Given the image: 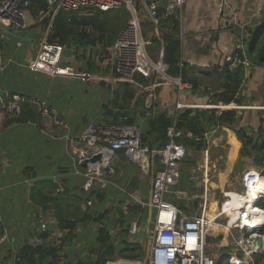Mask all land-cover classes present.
<instances>
[{"label":"crops","instance_id":"0c3cea01","mask_svg":"<svg viewBox=\"0 0 264 264\" xmlns=\"http://www.w3.org/2000/svg\"><path fill=\"white\" fill-rule=\"evenodd\" d=\"M30 14L31 12H29V25L26 31L10 33L4 40L2 45L4 67L0 71V86L15 95H37L46 99L67 123L70 141L50 139L42 132L40 121L16 122L13 120L16 116L5 112L0 106V233L6 235V240L0 247V264H19L16 256L26 243L30 244L31 231H34L33 238H42L44 237L42 233H48L44 238L50 239L54 248L57 246L55 254L47 256L36 264H91L98 257V253H95L98 247L97 230L104 226L112 227L110 225L112 219L119 226L120 220L117 221V218L126 216L130 208L137 207L138 210L129 224L128 234L124 238L143 246L145 252L151 238L145 239L147 235L144 231L146 229L151 234L155 214L154 209L147 205V199L155 172L161 167L158 157L152 158L149 170L144 172L130 161L123 151H117L109 162L108 183L104 187L95 186L91 190L83 188L85 169L84 166L77 164V160L86 147L79 143L77 138L89 122L109 123L107 120L110 114L105 113L104 106H107L112 99L120 103L124 95L123 89L116 91V94L110 93L113 91L107 84H101L103 81L96 78L97 75L92 67L82 68V64L74 63L71 66L88 76L87 79H83L85 81L76 78L50 77L31 70L28 64L35 57L43 34L38 33L34 48L25 46L23 33H29L37 28L35 24L37 20L35 21ZM39 19L40 17L38 22ZM177 22V32H171L169 26H166L165 30L179 44L181 75L192 84V89L178 93L174 84L178 74L169 75L167 72L165 75H157L156 82L149 80V84L152 85L153 102L156 104L157 112L163 113L169 120L176 101L193 106L186 109H190V116L198 120L197 129L199 132L200 127L202 129V143L200 149L198 147L195 149L194 145V149L187 146L191 152L182 162L181 186L172 187L166 195V200L176 205L182 214L189 216L203 212L209 216L205 211L207 198L193 196L192 193L193 189L199 191L200 183H204L205 186L208 182V166L214 162L210 158V152L226 149L224 158L221 157L219 164L224 168V172H227L224 175H227L239 161L238 156L242 147L235 132L236 127L218 124L212 117L214 111L217 115L221 111L235 109L240 119L237 127L245 129L249 135L253 130L255 114L258 115V111L264 110V97L255 98L252 95L264 83V66L255 65L256 67H243L240 70L242 81L240 89L243 92L240 104L235 100L224 103L220 95L226 83L224 71L228 69L235 72L238 50L248 49L243 45L245 37H254L255 30L257 33L264 31V0H186L181 14L177 16ZM47 26H51L50 21ZM157 36L158 34H154L153 38ZM237 43H241L243 49L237 48ZM105 46L107 45L103 43L99 46L95 45L97 50H104ZM71 52L72 50L65 51L67 63L73 58ZM142 79L138 77L134 82V79L128 81L115 77L116 82H130V88H136L135 85L138 83L139 88L142 87L144 92L145 83L141 81ZM139 88L136 90L138 91ZM143 92H140L138 98L144 102ZM125 99L131 102L127 97ZM109 109L112 110V106H109ZM133 110L137 117L135 124L138 125L141 122L139 117L141 112L146 117L150 115L139 107H134ZM189 127L185 126L179 130L185 136L184 140L180 138L179 143L185 146L192 145L194 140H200V136L192 135ZM233 151L234 154L231 153ZM191 162L194 165H191ZM249 172H253L256 179L261 177L263 180L261 185L254 182L255 188L257 190L263 188L264 177L260 176L257 170H249ZM145 178H148L149 182H145ZM227 193L222 203L228 198ZM45 196L56 197V200L43 201ZM244 196L247 214L257 217L254 228H261L264 224V215L251 212ZM249 196L254 198L255 192ZM114 199L117 200V209L109 210V204ZM190 199L194 201L196 210L188 214L186 205ZM89 200L91 204L87 203ZM50 204L53 206L52 220L42 215L49 211ZM260 211L264 213V210L260 209ZM74 213L82 216L89 214L90 217L79 222L64 217V214L68 216ZM225 213L226 209L221 206L218 214L211 217L214 221L205 233L206 255L213 257L216 262L227 259L230 264H255L253 257L264 251V235L261 234V246L245 243L243 232L247 230L234 227L231 216ZM224 214L227 218L225 224L216 220ZM97 215L101 218L92 225L90 222ZM42 216L48 219V231L45 232L38 229L39 221H44ZM66 221H75L76 224L71 231L65 225ZM252 222L251 220L249 227L253 226ZM77 226L80 230H87L91 236L88 244L80 241L81 235H77V239H74L78 245L65 239L67 233L71 236L75 234ZM133 228L134 231L131 232ZM111 231L110 229V233ZM111 237L113 238L112 235ZM46 241L42 240L41 244L46 246L49 244ZM57 241L60 244L56 245ZM93 252L95 254H92ZM261 259L264 261V255ZM118 260L110 262L129 264L125 262L127 259H121L124 260L122 263Z\"/></svg>","mask_w":264,"mask_h":264},{"label":"built area","instance_id":"2783aa9c","mask_svg":"<svg viewBox=\"0 0 264 264\" xmlns=\"http://www.w3.org/2000/svg\"><path fill=\"white\" fill-rule=\"evenodd\" d=\"M186 0H46L47 8L40 11L46 15L50 23L60 11L65 13H93L125 10L129 19L117 33L115 40L104 47V53L111 61V67L124 79H132L137 75L140 78H151L153 75H165L167 65L163 61H152L147 49L152 46V37L142 32L143 25H150L155 34L162 30L164 21L177 18ZM29 0H0V71L4 67L2 45L7 35L25 29L28 25ZM230 25V23H228ZM237 48H242L237 43ZM243 49V48H242ZM65 45L49 43L45 38L39 43L35 57L28 67L50 77L87 79L88 76L78 72L69 65L65 57ZM240 53L236 56L239 60ZM181 66V63H179ZM256 67L245 58L243 67ZM81 74V75H79ZM85 76V77H84ZM176 91L181 93L191 90L192 84L178 74L175 79ZM144 92L145 104L153 101L152 85L148 84ZM28 104L41 119L40 127L46 137L70 141L69 127L59 111L52 107L48 101L37 95H15L0 86V106L5 112L17 116L20 106ZM192 105L176 101L172 108L170 124L166 128L167 142L160 148L143 147L140 142V130L135 124L89 122L78 136V142L86 147L80 153L77 164L81 165L84 159L100 154L95 162L88 161L84 166L85 181L83 188L91 190L93 187H104L107 183V174L104 166L117 151H123L130 161L147 172L152 158L157 156L159 165L152 180L151 192L147 205L154 209L153 234L147 248L145 264H216L213 257L205 253V233L214 221L203 212L195 215H185L178 207L166 200L170 189L176 186L180 177V162L187 154L185 145L176 141L180 135L177 130V120L180 113L191 108ZM255 174L246 172L243 175L244 193L248 194L255 187ZM175 193H179L175 191ZM263 198V194L257 199ZM91 204V201H87ZM249 205V204H248ZM247 209L242 208L237 216L232 218L233 226L240 230H247L250 235L244 239L251 245V232L253 227L243 228L242 223L247 221ZM255 225V222H254ZM38 229L48 231L47 222L39 221ZM134 228L131 229V232ZM5 233H0V247L6 240ZM16 260L19 257L16 256ZM106 264H114L107 261Z\"/></svg>","mask_w":264,"mask_h":264},{"label":"trees","instance_id":"16d2710c","mask_svg":"<svg viewBox=\"0 0 264 264\" xmlns=\"http://www.w3.org/2000/svg\"><path fill=\"white\" fill-rule=\"evenodd\" d=\"M30 6L29 10L32 12V14H37L40 11H44L47 8L46 0H29ZM98 13V12H97ZM100 13V12H99ZM69 14L71 13H65V12H58L54 19L51 22V26L48 31L47 35V41L49 43H57L61 45H67L70 46L72 44L85 46L87 44L94 45L98 40H101L103 42L104 36L101 35L99 37H94L90 34V32L74 29L71 25V22L68 21ZM122 16L119 21H121V24L124 23L125 19L127 18L128 14L125 10H122ZM48 18H45L43 20V30L48 25ZM120 24V25H121ZM164 28L162 30L158 31L157 38H152V49H149L150 53H153L154 51H157L159 54V58L161 61H163L168 67H167V73L169 75H177L182 74L181 67H179V52L180 47L176 40H173L171 35L169 33H166L165 27L169 26L171 32H177L178 31V22L177 18L170 19L168 21H164L163 25ZM114 28V27H113ZM111 38L110 40H113L116 30L111 29L110 31ZM112 43V41L110 42ZM108 41L104 44L108 45L110 44ZM157 49V50H155ZM248 60L256 65V66H264V31L257 33L255 37L254 43L251 45L250 50L247 51L246 54ZM225 79L226 83L224 84V87L222 91L220 92V95L222 97V100H224V103H229L230 101H237V104H240L242 96H240V87L242 84L241 76L239 72L237 75H235L234 71H229L226 69L225 71ZM116 77H120L117 75ZM121 78V77H120ZM149 80L152 82L157 81V76L153 75L151 78H143L141 81L144 84L145 90L147 89V86H149ZM125 87L122 90L124 95H122L121 102H114L115 99H112L110 103H108L105 107V113L110 114V118L107 120L109 123H125V124H135V121L137 119L135 112L133 110L134 107H139L142 109V111L149 112V117H146V122H144V125L142 124L140 127V142L143 147L148 148H160L165 145L167 142V136H166V128L170 124L169 118H167L163 113L157 112L156 110V104L152 101L149 105L145 104L142 99L138 98L140 95V92H143V88H139L138 91L134 90L132 88H129V83L126 81L121 82ZM141 95H143L141 93ZM115 97V96H114ZM117 97V96H116ZM125 97H127L128 100H131L129 103ZM109 106H112V110L109 109ZM127 110V114L124 113V111ZM214 111V110H213ZM264 112V110L258 111L259 116H255V119H253V125H255L257 128L255 129L256 136L253 137L251 134H247L245 129L241 127H237L239 124V118L237 116V111L235 109L231 110H224L221 111L220 114L215 115L216 111H214L212 117L215 118L216 122L220 125L230 126V127H236L235 132L238 137V139L242 143V147L239 153V157H249L252 159L254 164L260 168H262V172L259 174L260 176L264 177V116L261 115ZM191 110L185 109L183 112L179 115L177 120V130H182L185 126H190V130L192 132V135L200 136V140H194L193 144H186V148L191 147L193 148V145L196 149V147H200V143H202V129L200 127V132L197 129L198 126V120L195 118H192L190 116ZM262 116V117H261ZM37 113L35 110L29 106L28 104H23L20 106L19 114L16 116L15 119H13L16 122H28L36 120ZM259 119V121H258ZM254 126V127H255ZM155 136V138H153ZM184 135L180 133V135L176 138V141L181 142L180 138H183ZM190 143V142H189ZM235 145V144H234ZM236 147V146H234ZM200 149V148H199ZM188 150V149H187ZM234 154V151L231 152ZM185 158V157H184ZM183 158V159H184ZM155 159V158H154ZM249 170H257V173H259V170L256 167H249ZM245 172V173H246ZM46 183V181H44ZM181 186V174L179 177V180L176 184V187L180 188ZM55 201L56 197H44L43 201ZM258 208H257V207ZM264 210V199L259 198L255 205L252 206L251 212H256L258 214L264 215L263 211H260V209ZM137 208H130L128 211V214L126 216H119L117 218V221L120 220L119 226V235L116 237V240L118 241L117 244H114L112 241L111 233H110V227L107 228L106 226L99 228L97 230L98 236H97V243L99 247L98 257L96 261H94L91 264H106L107 261H112L116 256H119V258L124 259H135L137 258V250L141 249L140 253L142 252V248L139 244L133 243L130 241H127L126 238H124L129 231V224L131 222V219H133L134 214L136 213ZM135 211V212H134ZM143 211V210H142ZM89 214H83V220L89 218ZM101 218L100 215H97L93 217V220H99ZM64 220V219H62ZM60 223V220H59ZM75 221H66L65 225H67L68 228H70L69 231L72 230V228L75 225ZM44 232V231H43ZM260 234L264 235V228L260 231ZM42 236L47 237L48 233H42ZM55 248L52 247H44L42 244L37 245H31V244H25L18 253V263L19 264H36V262H40V260L45 259L47 256H52L54 253L53 251ZM89 264V263H88ZM216 264H230L228 260L221 262H216Z\"/></svg>","mask_w":264,"mask_h":264},{"label":"rangeland","instance_id":"374dc122","mask_svg":"<svg viewBox=\"0 0 264 264\" xmlns=\"http://www.w3.org/2000/svg\"><path fill=\"white\" fill-rule=\"evenodd\" d=\"M29 12H31V11H29ZM30 15L35 19V21L37 20L35 23L37 28H35L34 30H32L29 33H23L24 34L23 36H25V39H23V40H24V44L26 47L28 46L29 48H34L35 44H36V38H37L38 33H40L41 35L43 34L42 35L43 38L40 39L39 43L44 38L47 40L48 30H49L50 26H47L44 30H43V27L41 26L43 24L42 20L47 18L46 15H41L40 12H38L35 15L32 14V12H31ZM122 15H123L122 10H117V11H108V12H100V13L99 12L98 13L93 12V13H88V14L76 12V13L69 14V17H68V21L71 22V25L73 26L74 29H77V31L83 30V31L90 32V34L94 37H99L101 35L104 36L103 42H101V40H98V42H96L94 45L87 44L85 46H80V45L72 44L70 46H67L65 44V50H72L71 54L73 56V58L69 61L70 63H68V64L69 65H72L74 63L82 64V68H85V66L86 67L87 66L92 67V70L97 75L96 78L98 77L101 79L100 81H103L101 83L102 85L107 84L109 89L113 91V92H110L112 94L113 93L116 94V91H118L119 89H124L125 86L119 82H116V80H115L116 73L110 65L111 64L110 59L108 57H106L104 50H97L95 45L99 46V44H101V43L104 44L107 41H108V43H110L111 41L113 42L115 40L117 33L121 30V28L124 27L127 20L129 19V15H128L127 18L125 19L124 23L121 24V21H119V20H120ZM39 17H40V19L38 22ZM28 21H29V16H28ZM28 25L25 29H22L20 31V33L25 32L26 29L28 28ZM111 29L116 30V34H115L113 40H110ZM142 32L144 35L152 37L155 34V29L152 28L150 25L146 24V25L142 26ZM256 33H257V30H255V32L253 34L254 37L252 36L253 39H252V37L251 38L248 36L245 37V39L243 41V45H245V47H247L248 49L247 50H241L240 49V50H238L239 53H245V55L247 54V51L249 50V46L252 44L253 40L256 37ZM38 46H39V44H38ZM38 46H37V49H38ZM149 49L153 50V47L151 46L147 49V54H148L149 58L152 61H155V62L159 61L160 62L161 60L158 56V52L154 51L153 53H150V51H148ZM155 50H157V49H155ZM78 72H80V71H78ZM79 75H81V74H79ZM138 77L139 76H137V75L132 77V79H134V82L136 81V79ZM76 79L85 81V80H83V76L82 77H76ZM128 81H130V80L128 79ZM127 83H129L128 87L130 88V82H127ZM135 87L136 88H132V89L136 90L140 86L138 85V83H136ZM242 95H243V92L241 89L240 90V96H242ZM252 95L255 98H261L262 96L264 97V83H262L261 87L258 88V90H255ZM124 113L127 114V110H125ZM256 115L257 114H255V116ZM261 115L264 116V112ZM255 116H254V118H255ZM257 116H259V114ZM139 117H140L141 122L139 125L138 124H135V125L138 126L139 130H140L141 125L142 124L144 125V122H146V118L144 117V113H142V112L139 115ZM36 120L40 121V123H41V119L38 115H37ZM258 121H259V119H258ZM254 126H253V130L250 128V130H252L251 136H253V137L256 136L255 129L257 128L256 126L255 127ZM225 151H226V149L223 148L221 150L219 149V150H216L214 152L213 151L210 152V158L214 162L212 165L208 166V182L205 184V186H204V183H200L199 191H195V189H193L192 195L193 196L198 195L201 198L202 197L207 198V204H206V210L205 211H206L207 215H209V217H213L214 215L216 216V214H218V212H219V208L222 206L226 209L225 214H229L231 216L230 219H232L233 218L232 216H237L239 214L240 210L242 208H245V206H246V204L244 203V198H243L244 188L242 185L244 173L246 171H248L247 169H249V167H256L259 170V172L261 173L262 168L256 166L251 158L243 157V156L240 158L238 156L239 161L236 162V164L231 168V170L229 169L230 172H228L227 175H224V173H227V172H224V168L219 163H220L221 157L223 156V158H224ZM190 152L191 151L187 150V154H186L185 158L180 162V169L182 168V162L187 158V156L190 154ZM191 165H194V163L192 164V162H191ZM190 168H192V167H190ZM206 169H207V167H206ZM201 179H202V174H201V170H200V180ZM144 180H145V182H147V181L149 182L148 178H145ZM204 190H205V192H204ZM226 192H229L228 196L230 198L228 200H226L224 203H222L223 200L225 199V193ZM204 194H205V196H204ZM141 199H143V198H141ZM193 202L194 201L192 199H190V201H188V203L186 205L188 214H191V213L195 212V210H196ZM92 203H94V200ZM97 203H99V200ZM116 203H117V200H115V199L113 201H111L109 204V210H112V208L114 210L117 209ZM52 207L53 206L50 204L49 209H48L49 211L42 214V215L46 216L48 219L50 218L51 220L53 219L52 218L53 217L52 216V211H53ZM225 214L220 215L219 217H217L216 220L225 224V222L227 221ZM64 217L68 220H75L78 222L84 221L83 216L81 214L78 215V213H74L73 215H68V216H66V214H64ZM42 218L44 219L45 222H47L48 219L46 220L43 216H42ZM220 219H223V220H220ZM95 221L96 220H92L90 223L92 225H94ZM110 223H111L110 225L112 226V227H110L112 230L110 235L113 236L112 239H113V242L115 243L117 241L116 237L119 235V233H121L118 230V229H120V226H118V224H115L114 219H112V221H110ZM152 229H153V227H152ZM78 231H80L79 234H78ZM33 232L34 231H31V236H30L32 238V240H30L31 245H37L39 243L41 244L42 240H47L46 243H49V244H47L46 246H44L43 244L42 245L46 248L49 246L54 248L53 243H50V239L48 240L44 237L33 238L32 237ZM74 232H75V234H73L72 236H71V234L67 233L65 239L66 240L69 239L71 242L73 241L74 244L78 245L77 242L74 241V239H77V237L79 235H81L79 238L83 244H88L90 242L89 240L91 239V236L87 233V230H83V229L80 230L79 226H77V228L75 229ZM144 232H146V235H147V236H145V239L146 238L150 239L152 234H153V231L150 234L145 229ZM148 235H149V237H148ZM129 236H130V233H129ZM237 236H239V234H237ZM93 237H95V236H93ZM93 237H92V239H93ZM234 237H235V234H234ZM243 237H244V239H247L249 237V233L243 232ZM32 242H33V244H32ZM58 244H60L59 241H57L56 245H58ZM141 248H142L141 253H140L141 249L137 250V254H138L137 258L127 259V260H125V262H127L129 264H145L144 259H146V258H144V257H145V255H147V250H145V252H146L145 253L143 251L145 248L143 246ZM99 250H100L99 247H97L95 249V253H98ZM55 252H56V249L53 251V253L55 254ZM95 253L93 252L92 254H95ZM262 255H264V251H263V253H259L257 256L253 257L255 264L264 263L263 259H261ZM93 257H94V255H93ZM118 259H120V260H118ZM121 259H124V258H119V256H116L114 258V260H112V261L118 260L119 262L121 261V263H122L124 260H121Z\"/></svg>","mask_w":264,"mask_h":264},{"label":"water","instance_id":"95a60500","mask_svg":"<svg viewBox=\"0 0 264 264\" xmlns=\"http://www.w3.org/2000/svg\"><path fill=\"white\" fill-rule=\"evenodd\" d=\"M254 41H255V39L253 40L252 44L254 43ZM252 44H251V45H252ZM251 45L249 46V50H250ZM245 58H246L245 53H240L239 60H238V62H237L236 68H235V74H236V75H237V74L240 72V70L243 68V61H244ZM99 159H100V154H96V155L92 156V157L89 158V159H84V160L81 162V165H82V166H85L86 163H87L88 161H90V162H95V161H98ZM103 169H104V171L107 172V171L110 169V165L108 164V165L104 166ZM256 207H257V206H256ZM263 228H264V224L262 225L261 228H258V229H256V228H252V229H251V232H252L253 234H255V235H253V236L250 237V238H251V244H252L253 246H261V244H262V236H261V234H260L259 231H261Z\"/></svg>","mask_w":264,"mask_h":264},{"label":"bare ground","instance_id":"6f19581e","mask_svg":"<svg viewBox=\"0 0 264 264\" xmlns=\"http://www.w3.org/2000/svg\"><path fill=\"white\" fill-rule=\"evenodd\" d=\"M259 174H260V172H259ZM258 176V175H257ZM256 177V176H255ZM258 179V180H257ZM257 179L254 181V182H256V184H262V182H263V180L261 179V177H257ZM259 186V185H258ZM253 188V190H250L249 191V193L248 194H246V193H244V195L246 196V200H245V202H248V204L249 205H247V206H249V210H251L252 211V206H253V201H254V199L257 197V196H259V195H261V194H263V196H264V187L263 188H260V189H256L254 186L252 187ZM255 192V197L254 198H251L250 196H249V194H251V193H254ZM228 194H229V192L227 193V199L226 200H228L230 197L228 196ZM225 200V201H226ZM245 209V208H244ZM206 215V214H205ZM209 217V216H208ZM233 218L235 217V216H232ZM209 218H211V217H209ZM256 216L255 215H250V214H247V216H246V219H247V221H245V222H243L242 223V226H243V228H245V227H249V225H250V223H251V220L253 221L252 223H253V226H254V222L256 221ZM262 218V217H261ZM253 226H250V227H253Z\"/></svg>","mask_w":264,"mask_h":264},{"label":"clouds","instance_id":"9594fccd","mask_svg":"<svg viewBox=\"0 0 264 264\" xmlns=\"http://www.w3.org/2000/svg\"><path fill=\"white\" fill-rule=\"evenodd\" d=\"M257 200H258V199H257ZM257 200H256V201H257ZM254 205H255V203H254Z\"/></svg>","mask_w":264,"mask_h":264}]
</instances>
